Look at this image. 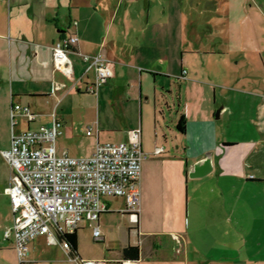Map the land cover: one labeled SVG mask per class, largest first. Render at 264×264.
Returning <instances> with one entry per match:
<instances>
[{"label":"crops","instance_id":"0c3cea01","mask_svg":"<svg viewBox=\"0 0 264 264\" xmlns=\"http://www.w3.org/2000/svg\"><path fill=\"white\" fill-rule=\"evenodd\" d=\"M263 6L264 0H0V119L7 128L0 139V264H19L12 242L3 238L12 225L4 193L11 170L1 152L9 148L13 104L27 106L36 116L30 124L17 118L16 133L41 126V105L52 109L41 123L50 127L54 114L62 125L56 153L73 158L91 156L96 144L126 143L129 132L140 129L146 159L139 213L134 224L122 199L106 200L108 212L99 217V230L100 223L109 231L119 225L107 221L106 215L116 213L128 231V244L115 259H100L106 264L124 261L120 251L127 246L139 249L135 264H264V129L242 145L219 132L227 108L219 88L264 83V60L257 71L250 70L258 76L249 77L252 81L240 78L239 60L225 78L215 72V60L229 53L247 50L264 57ZM70 35L77 38L69 54L74 79L86 69L79 54L101 55L113 65L111 79L95 94L53 68L51 46ZM195 36L212 41L191 48ZM93 74H86L87 81ZM80 98L90 103L84 110L101 114L104 124L96 122L78 138L74 107L64 104ZM180 117L184 133L175 129ZM157 148L163 152L154 156ZM206 153L212 156V171L188 178ZM77 258L85 260L78 250ZM26 261L79 264L43 237L29 244Z\"/></svg>","mask_w":264,"mask_h":264},{"label":"built area","instance_id":"2783aa9c","mask_svg":"<svg viewBox=\"0 0 264 264\" xmlns=\"http://www.w3.org/2000/svg\"><path fill=\"white\" fill-rule=\"evenodd\" d=\"M77 43L76 36L62 37L51 46L52 65L56 71L83 84L84 92L95 94L113 75V65L103 56L80 55L86 65L82 76L74 79L69 54ZM45 66L46 64L43 63ZM93 71L92 81L86 74ZM185 72H183L184 74ZM57 87L53 86L52 92ZM11 135L9 148L1 152L9 165V185L4 189L12 214V225L5 229L3 238L11 241L19 264H27L29 244L43 237L48 245L60 244L68 254L69 246L60 237L72 234L87 225L92 229L94 242L102 241L96 225L101 215L108 212L106 200L122 199L130 221L136 224L140 207V173L146 155L141 149V132H129L126 143L96 144L93 154L73 158L56 153L55 142L61 135V123L51 115L50 127L41 125L36 130L13 131L17 118L26 123L35 122L36 116L27 106L13 104L10 108ZM90 131L86 135H90ZM163 150L157 148L153 155ZM71 258V257H70ZM79 264H106L104 260H81ZM119 264H135L119 261Z\"/></svg>","mask_w":264,"mask_h":264},{"label":"rangeland","instance_id":"374dc122","mask_svg":"<svg viewBox=\"0 0 264 264\" xmlns=\"http://www.w3.org/2000/svg\"><path fill=\"white\" fill-rule=\"evenodd\" d=\"M203 38H200L199 36L192 37L189 41V47L193 48L196 43L205 46L207 42L212 41L210 38L208 41H205ZM256 44L258 47V42H256ZM244 49H246V47ZM259 53H261L260 56L257 55L256 52L254 54L247 50H242L236 54L229 53L226 57H221L222 59H216L215 63L219 70L215 71L217 72L216 77L225 78L226 75L234 72L231 71V68L235 69L234 64L239 60L237 70L240 78L248 77L247 79H251L252 81L253 79L249 77L257 78L258 76L253 75L255 70H252V72L250 70L253 66L256 68L261 65L260 58H263L264 60L263 53ZM244 65H247V68L243 67ZM258 69L259 68H256V71ZM248 72H250L249 74H252L248 75ZM241 84L244 85H240L238 90L235 88H233L234 90H230V86H228L229 84H224L227 86L223 87V89L219 88L221 92H223L224 98L227 99V102H224V105L227 107L225 114L219 121V132L221 133L222 138L226 139V141H237L240 145L244 144L249 138H258V131H263L264 129V102L261 100V97H263L264 83L255 81L254 83L249 84L243 81ZM2 100L3 94L0 92V106H2ZM68 105L74 107L72 116L75 118V121L78 122L79 127L81 126L76 132L78 138H81L80 134H83L87 127H92L93 129L96 122L97 125L100 124V127L103 126L104 120L101 114L97 117L95 111L88 110L86 112L84 110L85 108L90 107V103L84 98H80L78 101L72 100L70 103L64 104V107L66 108ZM51 112L52 109L49 110L47 105H41L37 118V125H43L41 122L44 119H47V116ZM6 134L7 128L5 127L3 120L0 119V139H5ZM106 216H109L107 219L108 222H112L113 225H119L112 227L111 231H109L100 223V231L105 237L103 243H96L93 241L91 229L88 227H82L77 231V250L80 258L85 260H100L103 258L115 259L119 250L128 244V231L125 227V221L116 213Z\"/></svg>","mask_w":264,"mask_h":264},{"label":"trees","instance_id":"16d2710c","mask_svg":"<svg viewBox=\"0 0 264 264\" xmlns=\"http://www.w3.org/2000/svg\"><path fill=\"white\" fill-rule=\"evenodd\" d=\"M175 129L178 133H184L185 131V121L183 117H180L176 123ZM61 241H64L69 246L68 256L71 258L77 257V232L72 234L64 235L60 237ZM120 258L124 261L136 262L139 258V249L138 247L127 246L120 251Z\"/></svg>","mask_w":264,"mask_h":264},{"label":"water","instance_id":"95a60500","mask_svg":"<svg viewBox=\"0 0 264 264\" xmlns=\"http://www.w3.org/2000/svg\"><path fill=\"white\" fill-rule=\"evenodd\" d=\"M212 171V156L206 153L204 158L197 161L192 168L189 169L187 175L190 179H199L208 175Z\"/></svg>","mask_w":264,"mask_h":264}]
</instances>
